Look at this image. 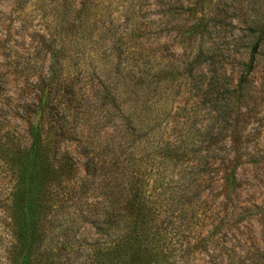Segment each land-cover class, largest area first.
<instances>
[{"label":"trees","instance_id":"obj_1","mask_svg":"<svg viewBox=\"0 0 264 264\" xmlns=\"http://www.w3.org/2000/svg\"><path fill=\"white\" fill-rule=\"evenodd\" d=\"M54 2L57 10L67 0ZM91 2L71 3L79 26L64 31L57 16L53 31L40 36L46 70L0 69V95L8 77L24 80L17 118L27 124L26 141L7 154L14 179L10 262L79 264L89 246L80 264H175L185 234L207 218L208 193L219 185L222 201L237 195L241 163L234 150L226 152L224 130L209 124L218 120L210 81L199 88L188 83L187 93L200 92L191 107L173 105L175 84L192 80L196 59L189 53L176 61L172 52L175 62L161 63L159 52L141 41L146 35L135 31L108 30L93 43ZM199 26L181 38L191 40ZM78 29L83 37L74 48L58 44ZM0 45L3 55L12 50L6 40ZM243 80L232 93L242 91ZM79 221L100 239L79 245Z\"/></svg>","mask_w":264,"mask_h":264},{"label":"rangeland","instance_id":"obj_2","mask_svg":"<svg viewBox=\"0 0 264 264\" xmlns=\"http://www.w3.org/2000/svg\"><path fill=\"white\" fill-rule=\"evenodd\" d=\"M16 1L0 0V40L8 41L12 47L4 55L0 50V69L7 70L8 64H15L18 70L23 66L46 70L48 58L46 53L39 52L40 36L53 31L57 16L64 31L72 24L79 26L77 15L70 12L71 3L77 5L79 0H67L57 10L54 9L58 2L54 0H19L18 6ZM91 3L89 25L93 43H98L99 35L108 30L135 31L146 35L141 41L159 52L161 63L173 62L172 52L176 61L189 53L190 61L196 59L198 68L192 80H177L175 91L179 92L173 96V105L191 107L200 92L187 93L188 83L199 88L210 81L211 95L218 99L216 108H212L218 110V120L209 124L224 130L222 144L226 152L234 150L241 163L237 195L231 203L222 201L219 185L208 193L207 218L185 234L188 239L179 244L172 260L175 264H264V0H92ZM199 24L200 30L191 40L181 38L187 28ZM78 30L72 37L64 34L58 44L74 48L76 39L83 37ZM241 79H244L242 91L232 93ZM5 83V91L0 95V264H11L9 205L14 179L7 154L17 141H26L27 124L17 118L24 100L20 92L23 78L14 74ZM209 107L211 102L206 100L205 109ZM64 148L75 154V146L66 144ZM76 160L82 175L83 161L78 156ZM77 230L79 245L88 246L100 239L93 227L81 221ZM88 247H82L79 264L85 261Z\"/></svg>","mask_w":264,"mask_h":264}]
</instances>
